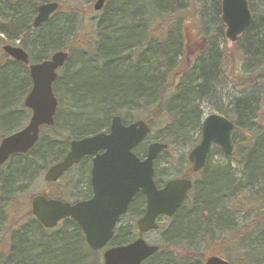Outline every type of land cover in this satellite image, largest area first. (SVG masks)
Returning a JSON list of instances; mask_svg holds the SVG:
<instances>
[{
	"label": "trees",
	"instance_id": "16d2710c",
	"mask_svg": "<svg viewBox=\"0 0 264 264\" xmlns=\"http://www.w3.org/2000/svg\"><path fill=\"white\" fill-rule=\"evenodd\" d=\"M91 1L80 5L86 8ZM247 1L253 19L238 39V51L253 85L236 98L229 96L228 110L219 113L234 123L229 157L238 161L239 169L212 165L209 159L214 153L230 160L213 147L206 166L195 174L198 177L185 202L171 220L159 224L158 252L143 264H189L191 255L198 252L196 247L209 243L232 244L236 257L226 260L230 264H264V116L258 113L264 107V0H257L255 8ZM71 2L0 0V38L18 43L34 64L66 51L71 48L69 39L78 27L80 10L78 3ZM220 2L113 0L103 6L102 16L94 22L93 48L78 55L69 53L55 80L56 85L72 71L79 75L63 86L70 102L64 117L56 118L45 135L40 131L33 149L11 159L0 172V225L3 209L36 168L61 161L69 142L102 132L115 115L126 124L141 120L151 125L153 142L167 148L187 149L198 143L201 106L214 99L223 75ZM44 3H57L58 8L34 30L36 10ZM195 21L203 32L198 38ZM190 57L195 59L187 67ZM76 67L80 70L74 71ZM30 87L27 67L0 52V140L27 121L22 102ZM139 147L134 154L144 157L145 148ZM143 200L136 196L132 203L139 214ZM250 212L252 219L244 221ZM238 216H242L240 222ZM115 231L119 230H114V236ZM133 236L128 229L111 242L126 245ZM8 237L0 264H99L101 258L85 245L77 224L69 219L47 230L31 216Z\"/></svg>",
	"mask_w": 264,
	"mask_h": 264
},
{
	"label": "water",
	"instance_id": "95a60500",
	"mask_svg": "<svg viewBox=\"0 0 264 264\" xmlns=\"http://www.w3.org/2000/svg\"><path fill=\"white\" fill-rule=\"evenodd\" d=\"M107 0H96L94 12H100ZM57 3L38 6L31 27L35 30L56 12ZM220 21L224 38L231 44L238 41L252 23L247 0H221ZM1 50L12 61L27 66L30 90L22 104L30 111L28 124L22 130L6 136L0 142V166L7 158L32 149L38 139L40 127L54 126L57 107L52 86L68 60V52L58 51L40 63L29 64L28 55L19 47L2 46ZM234 123L214 113L203 117L200 124L199 142L189 151L187 162L193 174L206 166L210 149L217 147L227 158L232 155ZM150 126L144 121L125 125L117 115L110 121L107 134H96L80 140H72L63 159L45 172L43 181L52 184L58 181L73 165L84 156H94L91 170L92 197L86 201L69 204L35 196L30 201V214L42 228L54 229L59 222L69 219L77 224L84 236L85 245L93 252L102 251L101 264H143L158 251L157 245H149L142 235L158 228V218L171 219L184 203L192 189L188 178H173L161 188L154 184L153 162L167 149L163 143L150 142L143 158L134 150L146 141ZM102 152L101 154H97ZM136 195L145 198L144 213L136 220L140 238L131 244L117 247L110 243L121 217L127 213L130 202ZM204 264H230L216 256L204 258Z\"/></svg>",
	"mask_w": 264,
	"mask_h": 264
},
{
	"label": "rangeland",
	"instance_id": "374dc122",
	"mask_svg": "<svg viewBox=\"0 0 264 264\" xmlns=\"http://www.w3.org/2000/svg\"><path fill=\"white\" fill-rule=\"evenodd\" d=\"M82 1L83 0H72L71 3L75 5L78 3V5H80L82 4ZM95 1L96 0L91 1L88 7L86 8H83V6L81 5L79 7L80 10L77 16L78 27L74 31L73 37L69 39L71 48L68 47V49L66 50L70 54H80L82 52L90 51V49L93 48V44L96 38V35H94V22L100 19L103 14V8L100 10V12H94L92 10V6ZM112 1L113 0H107L105 4L108 5V3ZM249 1L250 5L255 8L257 0ZM66 10L67 9H65V11ZM60 11L62 12L63 10ZM193 26L195 30H199L196 21L195 23H193ZM195 36L197 38L203 36V32L198 31L197 34L195 33ZM0 39L2 40L3 37ZM223 41L224 46H222V49H224L225 52V59L223 61L224 64L221 70L223 75L219 84L217 82V85L219 86H217L214 99L211 98L209 102H204L201 106L203 117L214 113L219 114L221 112H225V110H228L226 106L228 103L229 96L236 98L241 92H243L244 89L249 87L251 88L253 85L251 76L248 77V75L244 72L243 69L241 55L238 51L239 40L233 44H231L225 38H223ZM6 45L13 46L18 45V43H10L3 39L0 44V52L2 54L4 53L1 48L2 46ZM194 59L195 57H190V60L186 62L187 67L193 65L192 63L194 62ZM75 69L76 70L74 71L80 70L79 67H76ZM61 71L62 70H58L57 72V82L58 78L61 76ZM82 76L83 75H81V77ZM76 77L79 79V75H77L76 72L72 71L70 75H64L63 79L59 80L58 84L55 85L54 83V86H52V92L54 93V97L57 103L55 119L58 117H64V113H66V111L68 110L70 102H68V98L66 97V94H64L65 91H63V86H68V84H70V81L75 80ZM258 113L264 116V107H261ZM21 125L20 127H22ZM46 130L48 129H42V134L45 135ZM154 136V130L150 131L148 138L145 142H143V144L140 145L139 148L143 147L146 149V146H148L150 142H153ZM192 148L193 147L186 149L183 147V149H178L172 146L167 148L164 152H161V155L155 160L153 164L155 176L154 179L160 181V184H162L165 181L173 178L186 177L190 178L193 183L196 177H198V175L193 176L194 174H192L191 172V165L187 162V155ZM209 162L212 165L216 166L217 164L220 166L229 165L232 170L239 169V165H237L238 161L235 158L225 160L224 158L219 157L218 154L215 153L211 156ZM40 164H43V162H41ZM47 168H43V165H41L40 168H36V170L34 169L36 172H33L30 175V179H28V182L23 184L19 193L14 196L11 201H9L7 207L3 209L1 213L2 222L0 225V254H5L8 250L7 239L9 238L8 236L10 235V233L19 230L22 225L32 216L30 214V201L33 197L45 196L47 199H54L61 202H68L69 204H75V202H77L76 200H78L82 196V193H84L85 182L87 181V179L82 170L79 172V169H75L74 171L65 174L61 179H59L57 183H52L51 185H49L48 183L43 181V176ZM16 186L18 185L16 184ZM135 205L136 204H131L129 213L120 219V222L116 227V230H119V232L115 231L116 233L114 236L117 240L120 234L127 233V229H132L134 233H137L135 224L136 220L140 218V215L136 210ZM245 216L246 218L243 220L247 222L252 219L253 212L246 213ZM241 217L242 216H238L239 222L242 220ZM164 223L165 218L161 220L160 224ZM161 233L162 232L160 229L153 230V232L145 234L143 236V239L149 245H159ZM111 245H113L112 242H110V246ZM196 248L198 252L191 255V258L188 260L189 264H203L204 258L209 256H216L220 259L222 258L225 261H232L236 257L234 253L235 249L232 244L229 245L224 243H209L205 246L200 245ZM200 253L202 255H200ZM96 255L101 257L99 260V264H101V252H98V254Z\"/></svg>",
	"mask_w": 264,
	"mask_h": 264
},
{
	"label": "flooded vegetation",
	"instance_id": "af4514ba",
	"mask_svg": "<svg viewBox=\"0 0 264 264\" xmlns=\"http://www.w3.org/2000/svg\"><path fill=\"white\" fill-rule=\"evenodd\" d=\"M13 46H15V47H19L20 49H22L19 45H13ZM13 46H11V47H13ZM23 50V49H22ZM23 51H25V50H23ZM26 52V51H25ZM26 54H27V52H26ZM28 55V54H27ZM29 58V57H28ZM40 63V62H39ZM29 64H33V63H31L30 62V60H29ZM26 66V65H25ZM27 67V66H26ZM26 112H27V114H28V118H27V121L25 122V124L24 125H22V127L20 128V129H18L17 131H19V130H22L23 128H25L26 127V125L28 124V121H29V119H30V111L29 110H26ZM55 116H56V114H55ZM113 117H111L109 120H108V125L106 126V128L102 131V132H100V133H97V134H107L108 133V129H109V127H110V121H111V119H112ZM123 122V121H122ZM125 125H126V123L125 122H123ZM49 129V128H47V127H41V129L40 130H42V129ZM16 131V132H17ZM16 132H13V133H16ZM40 132V131H39ZM13 133H11V134H13ZM11 134H9V135H11ZM9 135H6V136H9ZM94 135H96V134H94ZM93 135V136H94ZM93 136H88V137H93ZM6 137H4V139H5ZM3 139H1L0 140V142L2 141ZM38 140H39V134H38ZM38 140H37V142H38ZM37 142H35V144H37ZM35 144H34V146H35ZM69 144V143H68ZM33 146V147H34ZM33 147H32V149H33ZM69 147V146H68ZM147 148V147H146ZM32 149H30L27 153H24V154H21V153H18V154H15V155H11V156H9L8 158H7V162H5L3 165H1L0 166V172H2V170L5 168V166L11 161V159H13L14 157H18V156H23V155H26V154H28ZM145 152H146V149H145ZM102 152H98L97 154L99 155V154H101ZM145 154V153H144ZM159 157V156H158ZM157 157V158H158ZM93 158H94V156H84V158L78 163V164H76V165H73L72 167H71V169H69L65 174H67V173H69V172H71V171H74L75 169H79V172L82 170L83 172H84V175H85V177H86V179H87V181L85 182V188H84V193H82V196L78 199V200H76L77 202H79V201H86V200H88V199H90L91 197H92V189H91V170H92V160H93ZM156 158V159H157ZM155 162V161H154ZM50 167V166H49ZM48 167V168H49ZM48 170V169H47ZM46 170V171H47ZM200 172V171H199ZM199 172H197V173H199ZM197 173H195V174H197ZM64 174V175H65ZM194 174V175H195ZM153 176H154V168H153ZM155 177V176H154ZM168 181V180H167ZM166 182V181H165ZM164 182V183H165ZM57 183V182H56ZM164 183H162V184H160V185H158V186H156V187H158V188H161L162 187V185L164 184ZM53 184H55V183H53ZM49 185H51V184H49ZM156 185V184H155ZM87 191H89L88 193H86ZM86 193V194H85ZM136 196H140V195H136ZM135 196V197H136ZM142 196V195H141ZM135 197L133 198V200L130 202V205L128 206V211H127V213L125 214V216L129 213V209H130V206H131V204L134 202V200H135ZM142 198H143V196H142ZM144 200H143V204L141 205V211H140V216L139 217H141L142 216V214L144 213V207H145V198H143ZM121 219V218H120ZM119 222H120V220H119ZM158 222H159V218H158ZM128 230V229H127ZM136 232H137V229H136ZM114 233V232H113ZM146 234H148V233H146ZM145 235V234H144ZM144 235H142V239H143V236ZM138 238H140V235H139V233L137 232V233H134V236H133V239H132V241H134V240H136V239H138ZM112 241V240H111ZM110 241V242H111ZM132 241L130 242V243H128V244H131L132 243ZM127 245V244H126ZM109 246H110V243H109ZM110 247H114L113 245H111ZM109 247V248H110ZM204 264V263H203Z\"/></svg>",
	"mask_w": 264,
	"mask_h": 264
}]
</instances>
